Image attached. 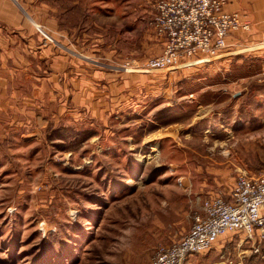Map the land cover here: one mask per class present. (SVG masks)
<instances>
[{
  "label": "rangeland",
  "instance_id": "rangeland-1",
  "mask_svg": "<svg viewBox=\"0 0 264 264\" xmlns=\"http://www.w3.org/2000/svg\"><path fill=\"white\" fill-rule=\"evenodd\" d=\"M14 2L79 75L0 87V264H151L241 172L264 175V16L246 0L221 56L167 71L140 67L164 49L157 0ZM185 264H264V241L228 234Z\"/></svg>",
  "mask_w": 264,
  "mask_h": 264
},
{
  "label": "built area",
  "instance_id": "built-area-1",
  "mask_svg": "<svg viewBox=\"0 0 264 264\" xmlns=\"http://www.w3.org/2000/svg\"><path fill=\"white\" fill-rule=\"evenodd\" d=\"M228 0H157L154 26L165 45L163 52L140 66L142 70H174L221 56L228 37L249 27ZM230 201L208 199L205 214L197 215L181 241L162 247L151 264H185L189 254L210 249L228 234H245L264 241V175L241 172L230 190Z\"/></svg>",
  "mask_w": 264,
  "mask_h": 264
},
{
  "label": "crops",
  "instance_id": "crops-1",
  "mask_svg": "<svg viewBox=\"0 0 264 264\" xmlns=\"http://www.w3.org/2000/svg\"><path fill=\"white\" fill-rule=\"evenodd\" d=\"M242 2L243 0H230L226 7L228 10L240 9L244 6ZM18 4L14 0L0 1V58L4 57V62L0 67V87H24L23 85H16V80L12 77L16 74V70L22 74L25 73L26 80L33 84V87H63V79H68V76L76 84L75 87H78L79 74H73L72 65L70 70L66 66L67 64L63 66L64 61L73 63L74 58L56 51L52 53L51 47H47V37H51L53 40L54 38L50 33V36L49 34L45 35L47 37L40 32L38 33L39 28L31 18V14ZM245 8L250 13L259 11L264 16V0H246ZM39 26L41 27V25ZM45 61L49 62L50 68L47 77H44L43 73H35V69L40 67L42 63L45 64ZM63 71H69L65 78ZM107 74L111 75L110 72ZM114 75L115 73L112 74V76ZM116 75L119 76V74ZM108 85L109 83L105 87L125 86V84H121V80L116 82L118 86ZM82 87L85 85L83 84Z\"/></svg>",
  "mask_w": 264,
  "mask_h": 264
}]
</instances>
